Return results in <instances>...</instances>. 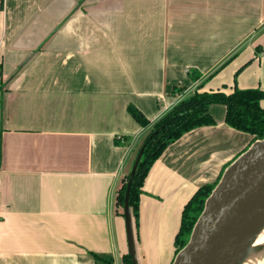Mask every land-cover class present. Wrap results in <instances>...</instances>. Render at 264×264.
I'll return each mask as SVG.
<instances>
[{
  "label": "crops",
  "instance_id": "0c3cea01",
  "mask_svg": "<svg viewBox=\"0 0 264 264\" xmlns=\"http://www.w3.org/2000/svg\"><path fill=\"white\" fill-rule=\"evenodd\" d=\"M258 47L264 0H0V264H123L116 196L151 123L195 90L264 91ZM209 112L144 179L136 264L172 262L184 204L251 142Z\"/></svg>",
  "mask_w": 264,
  "mask_h": 264
},
{
  "label": "water",
  "instance_id": "95a60500",
  "mask_svg": "<svg viewBox=\"0 0 264 264\" xmlns=\"http://www.w3.org/2000/svg\"><path fill=\"white\" fill-rule=\"evenodd\" d=\"M137 154L128 178L123 216L127 253L136 264L133 217L128 205L132 176L140 159ZM264 225V137L252 141L222 171L205 199L186 244L170 264H243L261 259V247L251 251V243ZM259 258V259H258Z\"/></svg>",
  "mask_w": 264,
  "mask_h": 264
},
{
  "label": "trees",
  "instance_id": "16d2710c",
  "mask_svg": "<svg viewBox=\"0 0 264 264\" xmlns=\"http://www.w3.org/2000/svg\"><path fill=\"white\" fill-rule=\"evenodd\" d=\"M262 50H264V47L257 48V52ZM262 99H264V91L259 88L243 89L235 87L230 93L221 91L200 92L195 90L189 96L179 100L161 117L151 123L150 130L137 152L138 154L142 150L132 176L128 197V205L131 209L135 228L138 227L139 196L143 192L144 179L152 164L165 148L192 129L214 124L215 121L209 112L211 104L224 105L225 123L236 130L249 133L252 136L251 142L263 138L264 108L260 105ZM127 110L141 126L150 124V121L136 107L129 105ZM129 177L130 173L125 176L116 196V205L121 207L122 212ZM219 178L214 183H206L198 187L184 204L179 228L174 237L175 254L186 244L191 230L204 208L205 199L211 193ZM94 257L104 262L111 260L110 258L99 257L96 254H94ZM122 261L123 264H133L129 253L122 256Z\"/></svg>",
  "mask_w": 264,
  "mask_h": 264
},
{
  "label": "bare ground",
  "instance_id": "6f19581e",
  "mask_svg": "<svg viewBox=\"0 0 264 264\" xmlns=\"http://www.w3.org/2000/svg\"><path fill=\"white\" fill-rule=\"evenodd\" d=\"M256 246L261 247V259L258 261H254L251 263L253 260V253L249 254L246 258V260L243 262V264H264V225L261 228L260 232L257 234L255 239L251 243V251L256 248ZM259 259V258H258Z\"/></svg>",
  "mask_w": 264,
  "mask_h": 264
}]
</instances>
